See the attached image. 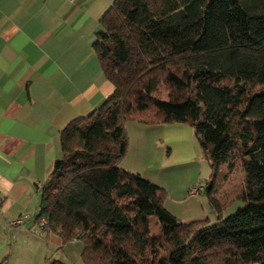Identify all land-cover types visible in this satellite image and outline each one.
Wrapping results in <instances>:
<instances>
[{"label":"trees","instance_id":"trees-1","mask_svg":"<svg viewBox=\"0 0 264 264\" xmlns=\"http://www.w3.org/2000/svg\"><path fill=\"white\" fill-rule=\"evenodd\" d=\"M92 47L113 90L61 129L37 223L81 242L82 264H264V0H113ZM129 121L193 128L215 221L179 220L120 165ZM236 164L242 204L224 216L214 184Z\"/></svg>","mask_w":264,"mask_h":264},{"label":"crops","instance_id":"crops-1","mask_svg":"<svg viewBox=\"0 0 264 264\" xmlns=\"http://www.w3.org/2000/svg\"><path fill=\"white\" fill-rule=\"evenodd\" d=\"M112 2L0 0V264H82L79 241L63 242L36 215L61 129L113 90L92 47ZM187 127L127 122L120 162L163 187L164 207L184 222L213 211L201 183L205 160Z\"/></svg>","mask_w":264,"mask_h":264},{"label":"rangeland","instance_id":"rangeland-1","mask_svg":"<svg viewBox=\"0 0 264 264\" xmlns=\"http://www.w3.org/2000/svg\"><path fill=\"white\" fill-rule=\"evenodd\" d=\"M158 95H159V97H162V98L166 97V93L164 91H162V90H160L158 92ZM187 126H188L187 128H189L188 130L190 131V136H191L194 148H195L196 152L199 154V157L203 158L202 157V153L200 151V147H199V145L197 143L196 136H195V133L193 131V128L190 127L189 125H187ZM165 151L167 153H170L171 150H170L169 146H168V149L167 148L165 149ZM202 164H203L204 170H202V174H201L202 175L201 176L202 177L201 183H202L203 186H205V184L207 183L206 182L207 178L209 177V174H210V168H209V165H208V163L206 161H204V163H202ZM225 171H226V169L224 168L221 171V174H219L217 176V179H216L215 184H214L216 186V190L219 189L220 192L224 191V193H225V195L221 196V198L226 200V203H227L225 205V207L223 208V210H222V213H223L224 216L234 212L235 209L242 204V201L240 199H238V198H233L232 199V197L234 196L236 191L241 189L242 180H243L242 179L243 178V173H242V170H241V168H240V166L238 164L235 165L234 169L231 172H229L227 175L224 176V172ZM222 192H221V194H222ZM226 192H227V195H226ZM221 194H219V195H221ZM207 215H208V217H209L211 222L216 220V213H215L214 210L211 211V212H207ZM155 221H156L155 219H150L151 230L153 232H158V228L155 225ZM77 244L80 245L81 243L79 242Z\"/></svg>","mask_w":264,"mask_h":264},{"label":"built area","instance_id":"built-area-1","mask_svg":"<svg viewBox=\"0 0 264 264\" xmlns=\"http://www.w3.org/2000/svg\"><path fill=\"white\" fill-rule=\"evenodd\" d=\"M196 191H197V187H192L191 189H190V192L191 193H196ZM20 220H19V218H17V219H15V220H13L11 223H17V222H19ZM39 226H42V221H40L39 223Z\"/></svg>","mask_w":264,"mask_h":264},{"label":"water","instance_id":"water-1","mask_svg":"<svg viewBox=\"0 0 264 264\" xmlns=\"http://www.w3.org/2000/svg\"><path fill=\"white\" fill-rule=\"evenodd\" d=\"M209 186H210V184H207V186H206V187L208 188Z\"/></svg>","mask_w":264,"mask_h":264}]
</instances>
